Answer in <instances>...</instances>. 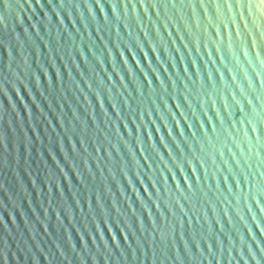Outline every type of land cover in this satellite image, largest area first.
<instances>
[{"label":"water","instance_id":"obj_1","mask_svg":"<svg viewBox=\"0 0 264 264\" xmlns=\"http://www.w3.org/2000/svg\"><path fill=\"white\" fill-rule=\"evenodd\" d=\"M0 264H264V4L0 0Z\"/></svg>","mask_w":264,"mask_h":264},{"label":"snow or ice","instance_id":"obj_2","mask_svg":"<svg viewBox=\"0 0 264 264\" xmlns=\"http://www.w3.org/2000/svg\"><path fill=\"white\" fill-rule=\"evenodd\" d=\"M260 2H261L262 4H264V0H260Z\"/></svg>","mask_w":264,"mask_h":264}]
</instances>
